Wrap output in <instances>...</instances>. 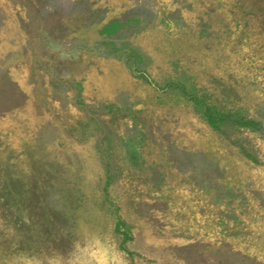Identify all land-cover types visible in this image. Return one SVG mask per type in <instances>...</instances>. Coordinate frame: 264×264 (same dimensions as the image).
Segmentation results:
<instances>
[{
  "label": "rangeland",
  "instance_id": "374dc122",
  "mask_svg": "<svg viewBox=\"0 0 264 264\" xmlns=\"http://www.w3.org/2000/svg\"><path fill=\"white\" fill-rule=\"evenodd\" d=\"M170 82L264 125V0H0V264H264V133Z\"/></svg>",
  "mask_w": 264,
  "mask_h": 264
},
{
  "label": "trees",
  "instance_id": "16d2710c",
  "mask_svg": "<svg viewBox=\"0 0 264 264\" xmlns=\"http://www.w3.org/2000/svg\"><path fill=\"white\" fill-rule=\"evenodd\" d=\"M88 50H93L96 52L104 50L108 53L118 56L126 55L132 74L137 78L155 85L154 81L147 75L146 72L138 69L135 66L134 58L136 56V52L134 50H116L97 46ZM53 81L56 86L68 85L73 91L75 90L73 84L70 81L58 78H54ZM168 85L169 88H171L172 92L176 93L183 100L189 102L195 108L199 109L204 121L214 131L220 132L222 134H227L228 130H248L264 133V125L260 121L249 118L246 115L245 110L235 107L230 101L217 100L208 91L195 92L188 89V87L181 82H170ZM116 229L118 233L124 236V243L132 240L131 227L124 220L120 218L118 219ZM124 250L130 256H133L134 253L127 247H124Z\"/></svg>",
  "mask_w": 264,
  "mask_h": 264
},
{
  "label": "bare ground",
  "instance_id": "6f19581e",
  "mask_svg": "<svg viewBox=\"0 0 264 264\" xmlns=\"http://www.w3.org/2000/svg\"><path fill=\"white\" fill-rule=\"evenodd\" d=\"M14 33H15V32H14ZM16 34H17V33H16ZM18 35H19V34H18ZM18 35H17V36H18ZM8 36H9V35H8ZM10 40H11V39H10Z\"/></svg>",
  "mask_w": 264,
  "mask_h": 264
}]
</instances>
